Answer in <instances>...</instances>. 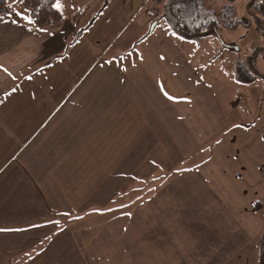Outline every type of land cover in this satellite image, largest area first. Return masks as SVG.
Returning a JSON list of instances; mask_svg holds the SVG:
<instances>
[{"label": "crops", "instance_id": "1", "mask_svg": "<svg viewBox=\"0 0 264 264\" xmlns=\"http://www.w3.org/2000/svg\"><path fill=\"white\" fill-rule=\"evenodd\" d=\"M61 1L44 28L18 0L0 15V264L220 263L255 239L258 254L264 114L233 65L158 22L154 0H109L87 27ZM152 181L154 208L135 206ZM135 207L143 221L98 228L117 233L63 228Z\"/></svg>", "mask_w": 264, "mask_h": 264}, {"label": "rangeland", "instance_id": "2", "mask_svg": "<svg viewBox=\"0 0 264 264\" xmlns=\"http://www.w3.org/2000/svg\"><path fill=\"white\" fill-rule=\"evenodd\" d=\"M105 0H65V2H62V6L66 12H69L73 9L75 15L77 13H82L78 18L79 23L83 26L86 25V27L92 22V20L95 19V16L97 13L101 10V8L104 6ZM209 5L212 4L213 8L220 7L216 4H221V1L219 0H205ZM251 0H236L235 5L237 6L238 15L242 19H244V22L248 23V26L245 24L239 25L234 30H223V38L231 42V46L234 47V49H227L226 55H228L229 60L231 57H239V59L247 60L248 56L254 55L253 57V66L255 70H247L244 66L245 75L237 76V71L234 70L236 73V76L238 78L239 84L244 85V101L243 106L246 107L249 110H252L250 107V100H252V103L255 107H259L260 109V116L258 118H255L256 123L260 120L261 116L264 114V98L261 100L259 97L264 96V28L260 27L256 21L255 15L250 14L247 9V4ZM159 12V11H158ZM158 16V15H157ZM136 26H132L127 30V32L119 38V42H121L122 38L127 35H129L132 31H134ZM204 44L210 45V41L206 38H202ZM213 46V42H211ZM237 44V45H236ZM236 45V46H235ZM219 47V46H218ZM219 50V49H218ZM224 57V51L222 50V59ZM245 76V79L243 78ZM254 91L255 96H252V92ZM246 114V112H245ZM244 123L239 125L238 127H243L242 131H246L247 128L254 125L255 122L251 124H247V121L249 119L243 118ZM170 177V175H168ZM146 188L145 186H141L140 188L143 189ZM150 189L153 191L155 189V182L153 181L150 184ZM139 193V192H138ZM133 192V196L131 197V201H133V204L135 206H150L151 208H154V205L156 204V196L152 197H144V198H138L139 195ZM147 194V193H146ZM133 205V208H134ZM262 214L264 215V207L262 209ZM143 209H140L139 207H135L131 213H123L121 215H117L114 213H106V214H87L81 218L76 219H69L70 222H66L64 224L63 228H68V231L71 233V235L80 237V238H91L92 232H100V233H110L113 231L119 232L120 229L113 230V229H98L101 226H104V223L107 222H115V221H124V220H136V221H143ZM150 215V213H148ZM141 232L140 229H131V232H133L132 236H135L134 232ZM143 231V229H142ZM263 235V234H262ZM262 242V236L260 235V245ZM89 246L91 243V240L88 241ZM257 244L256 239L253 241H249L243 245V253H241L239 260V256L233 255L227 258V261H221L218 262H206L202 259L195 261V264H260V253L257 254ZM260 251V247H259ZM257 254V255H256Z\"/></svg>", "mask_w": 264, "mask_h": 264}, {"label": "trees", "instance_id": "3", "mask_svg": "<svg viewBox=\"0 0 264 264\" xmlns=\"http://www.w3.org/2000/svg\"><path fill=\"white\" fill-rule=\"evenodd\" d=\"M30 14L31 20L40 28H44L60 22L63 19V14L56 6V0H18ZM158 9L156 20L164 22L174 34L189 39L201 40L209 38L213 42V58L221 55L224 51V57L227 49H234L231 42L223 38V30H234L239 25L248 23L238 15L236 0H219L220 7L213 8L205 0H154ZM10 0H0V15L7 14L10 11ZM106 0L104 6L108 4ZM247 9L250 14L255 15L256 21L260 27L264 28V0H251L247 4ZM159 11V12H158ZM82 13H77L74 18H78ZM96 17V16H95ZM94 20H92L93 22ZM90 22V24L92 23ZM82 34V30L78 31L77 36ZM77 37V38H78ZM237 45V44H236ZM235 45V46H236ZM219 46V47H218ZM219 49V50H218ZM254 55L248 56L247 60L239 59V57H231L227 62L233 65V69L237 71V76L245 75L244 66L247 70H255L253 66ZM236 76V73L234 72ZM245 79V76H243ZM153 182V181H152ZM145 186L140 188L141 186ZM138 190L139 197L144 198V190L150 188L143 182ZM152 189V188H150ZM258 209L261 208V202H258ZM260 264H264V231L262 242L260 245Z\"/></svg>", "mask_w": 264, "mask_h": 264}, {"label": "built area", "instance_id": "4", "mask_svg": "<svg viewBox=\"0 0 264 264\" xmlns=\"http://www.w3.org/2000/svg\"><path fill=\"white\" fill-rule=\"evenodd\" d=\"M151 13L154 15V16H157V12L155 10L151 11Z\"/></svg>", "mask_w": 264, "mask_h": 264}, {"label": "snow or ice", "instance_id": "5", "mask_svg": "<svg viewBox=\"0 0 264 264\" xmlns=\"http://www.w3.org/2000/svg\"><path fill=\"white\" fill-rule=\"evenodd\" d=\"M57 7H59V5H57Z\"/></svg>", "mask_w": 264, "mask_h": 264}]
</instances>
